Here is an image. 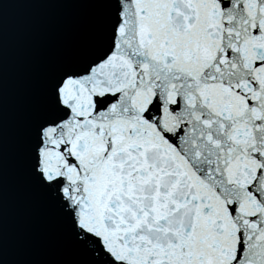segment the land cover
Listing matches in <instances>:
<instances>
[{
    "label": "snow or ice",
    "instance_id": "obj_1",
    "mask_svg": "<svg viewBox=\"0 0 264 264\" xmlns=\"http://www.w3.org/2000/svg\"><path fill=\"white\" fill-rule=\"evenodd\" d=\"M0 264H264V0H0Z\"/></svg>",
    "mask_w": 264,
    "mask_h": 264
},
{
    "label": "water",
    "instance_id": "obj_2",
    "mask_svg": "<svg viewBox=\"0 0 264 264\" xmlns=\"http://www.w3.org/2000/svg\"><path fill=\"white\" fill-rule=\"evenodd\" d=\"M57 22L56 18L43 15L23 6H13L6 17L9 37L10 72L17 91L22 90L28 68L32 61L47 46L50 35L49 29ZM13 224L17 233L18 243L44 249L46 244L38 236L39 224L29 221L23 204L18 202L13 214ZM31 227L37 235L30 240L25 239L24 233Z\"/></svg>",
    "mask_w": 264,
    "mask_h": 264
}]
</instances>
